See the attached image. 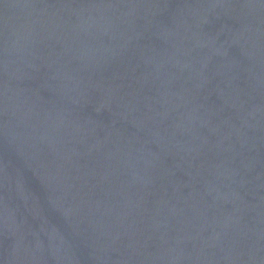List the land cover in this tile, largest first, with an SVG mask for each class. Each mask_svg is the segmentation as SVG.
Masks as SVG:
<instances>
[{
    "label": "water",
    "instance_id": "1",
    "mask_svg": "<svg viewBox=\"0 0 264 264\" xmlns=\"http://www.w3.org/2000/svg\"><path fill=\"white\" fill-rule=\"evenodd\" d=\"M0 264H264V0H0Z\"/></svg>",
    "mask_w": 264,
    "mask_h": 264
}]
</instances>
